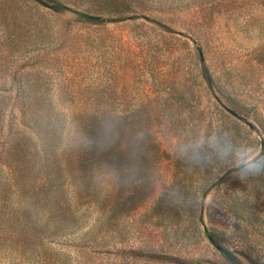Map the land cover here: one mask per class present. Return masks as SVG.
I'll use <instances>...</instances> for the list:
<instances>
[{"label":"rangeland","instance_id":"obj_1","mask_svg":"<svg viewBox=\"0 0 264 264\" xmlns=\"http://www.w3.org/2000/svg\"><path fill=\"white\" fill-rule=\"evenodd\" d=\"M260 146L264 0H0V264H264Z\"/></svg>","mask_w":264,"mask_h":264},{"label":"clouds","instance_id":"obj_2","mask_svg":"<svg viewBox=\"0 0 264 264\" xmlns=\"http://www.w3.org/2000/svg\"><path fill=\"white\" fill-rule=\"evenodd\" d=\"M264 152V146H260V151L257 153H252L249 149V154L244 159L243 163H238L236 169L238 172L246 171L250 174H259L261 171H264V155L261 153ZM257 157L260 159L257 160ZM243 179V177H241Z\"/></svg>","mask_w":264,"mask_h":264},{"label":"trees","instance_id":"obj_3","mask_svg":"<svg viewBox=\"0 0 264 264\" xmlns=\"http://www.w3.org/2000/svg\"><path fill=\"white\" fill-rule=\"evenodd\" d=\"M50 8L58 11V10L63 9V5L61 3L54 2V4L52 6H50ZM83 17L88 22L98 23V19L95 18V17H91V16H83ZM222 254L224 256H229L228 252H226L224 250H222ZM134 255L142 256V254H134ZM147 257L153 258V259H159V260H162V261H165V262H168V263H173V264H183V262H181L180 260L175 259V258H169V257H164V256H155V255H149Z\"/></svg>","mask_w":264,"mask_h":264},{"label":"water","instance_id":"obj_4","mask_svg":"<svg viewBox=\"0 0 264 264\" xmlns=\"http://www.w3.org/2000/svg\"><path fill=\"white\" fill-rule=\"evenodd\" d=\"M37 1V0H36ZM86 16V15H85ZM262 144V143H261Z\"/></svg>","mask_w":264,"mask_h":264}]
</instances>
